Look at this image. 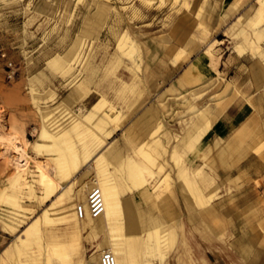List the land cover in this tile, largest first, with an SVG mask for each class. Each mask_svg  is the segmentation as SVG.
<instances>
[{"label":"bare ground","instance_id":"6f19581e","mask_svg":"<svg viewBox=\"0 0 264 264\" xmlns=\"http://www.w3.org/2000/svg\"><path fill=\"white\" fill-rule=\"evenodd\" d=\"M79 1L87 7L82 26L68 46L51 54L46 63L67 81V86H72L71 90L57 96L51 86L31 84L28 91L40 118L36 139L29 140L15 123L0 135V158L12 168L0 178V222L5 234L13 235L0 252V264H88L103 251L112 253L114 264H211L208 252L198 242L202 255L195 258L192 254V262L184 259L182 245H191L184 228L182 203L191 201L206 216L214 212L213 204L219 197V182L212 186L217 176L214 166L225 164L240 138L216 136L207 148L197 144L226 107L214 112L196 103L188 104L194 122L188 126L182 117L180 121L187 125L182 128L188 129L173 134L165 126L170 121L157 113L156 105H142L158 72L148 67L142 75L134 76L130 68H140L137 45L110 0H74V6ZM163 1L159 0L160 4ZM179 1L188 6L191 0ZM258 1L253 15L247 14L251 29L244 32L246 29L240 28L234 34L238 37L235 48L240 54L247 52L264 60V0ZM216 4L215 0H200L194 14L200 20L205 9L213 10ZM54 6L53 12L58 8ZM226 10L233 12L234 5ZM179 24V20L173 21L174 28ZM104 25L109 31L117 28L113 31L117 32L116 48L129 65L113 60L108 67L109 73L121 81L115 94L119 101L99 99L90 108H82L78 96L89 90L85 66ZM237 28L234 24L230 30L233 33ZM187 37L175 56L184 53L183 59L188 57L186 50L192 39ZM213 42L204 54L211 53ZM166 56L162 54L156 62L164 75L170 71L167 59H176ZM120 65L122 69L118 70ZM196 66L197 61H192L191 67L184 69L182 77L187 83L200 74L193 71ZM71 91L79 93L72 96ZM245 92V88L233 85L229 101ZM257 93L264 96V87ZM131 114L134 119L128 123ZM120 128H124L121 140L113 138ZM29 148L33 154H29ZM38 154L44 158H36ZM92 184L100 187L104 202V210L95 216L87 212L86 203ZM232 185L236 188L239 183L230 175L226 190L230 191ZM78 203L86 210L82 218L75 212ZM230 256L236 259L234 254ZM239 262L258 264L245 259Z\"/></svg>","mask_w":264,"mask_h":264},{"label":"rangeland","instance_id":"374dc122","mask_svg":"<svg viewBox=\"0 0 264 264\" xmlns=\"http://www.w3.org/2000/svg\"><path fill=\"white\" fill-rule=\"evenodd\" d=\"M67 1L0 0V115H2L0 135L4 130H9L10 123H15L24 130L29 140L36 139L40 118L28 91L31 84L40 88L51 86L55 88L57 96H64L71 90L72 86H67V81L46 64L51 54L62 52L68 46L84 22L87 13L84 2L79 1L77 6H74V0ZM173 1L164 0L160 4L159 0H152L150 3L145 0H110L124 29L136 42L140 55L139 71L133 67L130 70L134 76L142 75L148 71V67H154L158 72L154 85L151 89L148 88V97L142 105H156L157 113L170 121L165 126L173 134L185 132L188 128L185 130L184 127L194 122L195 118L187 111L190 103H196L203 110L214 109L215 112L223 107L228 108L238 97L242 100H246V97L248 100L246 103L253 108V112L240 125H236L234 121L227 123L226 135L239 134L241 137V143L233 152L232 158L235 155L241 157L236 161L234 158L226 159L224 165L214 166L217 176L212 186L216 187V183L219 182V197L213 204V214L204 215L202 209L191 205V201L182 203L184 228L191 245V247L182 245L184 259L192 262L194 260L192 254L195 258L202 255V250L196 245L198 242L208 252L206 257L211 264H230V261L239 264V259L264 263V200L261 201L260 193L257 197L254 196L252 201L245 200V196L250 195L246 192L250 185L246 187L248 177L244 169L247 164L242 162L246 142L256 137L260 139V123H256V117L259 118L261 115L260 108L264 103V97L256 92L254 78L256 74H264V60L260 56L251 57L247 52L240 54L235 48L238 37L234 36L240 28L246 29L244 32L251 29L247 14L253 15L259 1L215 0L217 4L213 10L205 9L203 16L205 22L202 24L203 17L200 21L194 14L200 0H191L188 6L182 1L174 3ZM230 4L234 5V11L227 14L224 21H220V15L226 14V8ZM53 5L58 6L54 12ZM110 19L111 15L106 21L109 22ZM174 20L180 22L176 28L173 25ZM231 24L238 27L233 33L230 30ZM104 26L89 51L88 66H85L87 75L85 82L89 90L81 92L78 96L82 108H90L99 99L119 101L114 95L117 82L109 73L108 67L113 60L119 63L122 60L124 64L129 65L116 48L117 32L113 31H117V28L109 31L106 25ZM187 35L192 42L186 50L188 57L183 59L184 53L180 56H175V53L184 45ZM212 41L214 42L210 47L211 53L204 54ZM165 53L168 54L166 58L176 57L175 62L167 59L170 69L167 75L159 73L163 68L156 67L158 57ZM192 61H197L193 71L200 74L196 76L194 82L187 83L182 73L185 68L191 67ZM204 62L208 66L207 69L202 65ZM260 68L263 72L259 71ZM117 69L121 70L122 66H118ZM235 84L245 88L246 92L244 95L238 94L230 102L229 89L231 90ZM226 86L228 91L224 92ZM263 87L264 80L260 88ZM250 92H256L258 97L255 95L253 99L250 95L247 97V93ZM78 93L79 91L72 93V96ZM229 102L230 104L226 106ZM116 106H119L117 102ZM139 109L141 108L133 115ZM165 110L168 112L165 113ZM224 112L225 110L219 115L220 118ZM10 117L14 118L11 119L13 122ZM131 117L132 114L128 118L130 119L128 123L134 119ZM182 117L186 119L187 125L180 121ZM123 130L124 128L117 130L113 138L121 140ZM211 132L212 127L197 146L207 148ZM262 146L264 147V143L261 145L259 142L254 150L260 151ZM241 150L243 152L239 153ZM28 152L33 154L31 148ZM36 158H44V155L38 154ZM234 161L235 164L231 163ZM11 169V166H6L4 159L0 158V178L10 173ZM230 175L237 177L239 185L236 188L232 185L231 190L227 191L225 182ZM253 182L255 186L260 187V179ZM4 232L0 222V252L13 237ZM230 254H234L236 259Z\"/></svg>","mask_w":264,"mask_h":264},{"label":"crops","instance_id":"0c3cea01","mask_svg":"<svg viewBox=\"0 0 264 264\" xmlns=\"http://www.w3.org/2000/svg\"><path fill=\"white\" fill-rule=\"evenodd\" d=\"M232 12H227L226 10V14L220 15L223 16L222 20L224 21L225 16L227 14H231ZM233 24H231L232 26ZM230 26V27H231ZM202 65H204V67L207 69V64L206 62L202 63ZM209 69V68H208ZM264 74H256V77L254 78V82H255V89L258 90L260 89V86L263 85V80H264ZM115 78V77H114ZM117 85L116 87H114V95L116 94L117 91H119L120 87H121V81L118 78H115ZM257 92V91H256ZM255 93H247V97L248 95H250V97H254V95L256 97H258ZM245 97V96H244ZM264 97V96H262ZM239 98V97H238ZM236 99L233 101V103L225 109L224 115L223 117L220 118V116L213 122V126H212V132L210 134V137L208 139V145H210L211 143L214 142V139L216 136H227L226 135V126L227 123L230 121H234L236 123V125H240L242 122H244L248 116L253 112V108H251L249 106L248 103H246L248 100L245 97L246 100H242V99ZM264 102V101H263ZM260 112L261 115L256 117V123H260V139H258V137L250 139L246 142L245 146V156L242 157V162H246V168L244 169L246 172V176L248 177L247 180V186H249V188H247L246 192L250 193V195H246L245 196V200H251L254 198V196H258V193H260L261 195V201L264 200V147L262 146V148L260 149L259 152H256L254 150V148L259 144V142L261 143V145H263L264 143V134H263V124H264V103L262 104L261 108H260ZM238 136L239 138L240 135L237 134L235 135V137ZM233 135H229L227 136L225 139H230L232 138ZM240 141L236 144V146L234 147V149L231 151V153L227 156L226 159H231L232 156H234L233 152L236 151L241 143V139H239ZM243 152L242 150L239 152L241 153ZM240 157V156H239ZM239 157H233L236 160H239ZM232 158V159H233ZM256 179H260V187L258 188L257 186H255L254 184V180ZM257 193V195H256ZM2 250V249H1Z\"/></svg>","mask_w":264,"mask_h":264},{"label":"built area","instance_id":"2783aa9c","mask_svg":"<svg viewBox=\"0 0 264 264\" xmlns=\"http://www.w3.org/2000/svg\"><path fill=\"white\" fill-rule=\"evenodd\" d=\"M87 212L95 216L100 214L104 210V202L102 192L97 184H92L87 190L86 195ZM77 217L82 218L86 210L81 203H78L75 207ZM88 264H114V256L109 251H103L97 260L89 261Z\"/></svg>","mask_w":264,"mask_h":264}]
</instances>
